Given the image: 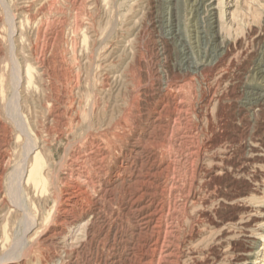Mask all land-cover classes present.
Wrapping results in <instances>:
<instances>
[{"label":"rangeland","instance_id":"rangeland-1","mask_svg":"<svg viewBox=\"0 0 264 264\" xmlns=\"http://www.w3.org/2000/svg\"><path fill=\"white\" fill-rule=\"evenodd\" d=\"M0 264H264V0H0Z\"/></svg>","mask_w":264,"mask_h":264},{"label":"bare ground","instance_id":"bare-ground-1","mask_svg":"<svg viewBox=\"0 0 264 264\" xmlns=\"http://www.w3.org/2000/svg\"><path fill=\"white\" fill-rule=\"evenodd\" d=\"M33 3V2H32ZM29 64V63H28ZM261 95V94H260ZM177 110V109H176ZM89 153V152H88ZM91 154V153H90ZM100 155V154H99ZM35 157V156H34ZM81 158V157H80ZM96 159V158H95ZM79 160V159H78ZM34 163L32 162L33 166L31 167L29 174H28V179L27 181L31 182L35 187H41L44 188L45 181L43 178V175L41 173V167H42V160H40L37 157L33 160ZM78 162V161H77ZM31 164V165H32ZM94 168V167H93ZM99 170V169H98ZM97 170V171H98ZM84 182V181H83ZM70 186V185H69ZM68 187V186H67ZM75 192V191H74ZM77 194V193H76ZM75 196V195H74ZM145 196V195H144ZM74 198V197H73ZM67 200V199H66ZM66 211V210H65ZM140 212V211H139ZM150 214V213H149ZM154 215V214H153ZM154 217V216H153ZM227 217V216H226ZM75 219V218H74ZM71 221V220H70ZM75 221V220H74ZM65 223V222H64ZM149 223V222H148ZM158 227V226H157ZM82 241V240H81ZM76 242V241H75ZM167 245V244H166ZM170 254V253H169ZM166 261V260H165ZM170 263V262H169Z\"/></svg>","mask_w":264,"mask_h":264}]
</instances>
